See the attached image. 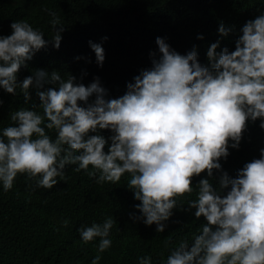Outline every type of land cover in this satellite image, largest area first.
<instances>
[{
	"label": "clouds",
	"instance_id": "1",
	"mask_svg": "<svg viewBox=\"0 0 264 264\" xmlns=\"http://www.w3.org/2000/svg\"><path fill=\"white\" fill-rule=\"evenodd\" d=\"M45 11L52 17L53 47L59 49L65 26L56 12ZM10 28L11 34H0V89L15 96L19 88L27 104L34 87L39 104L11 112L13 123L0 128L5 192L18 175L52 189L68 166L97 184H118L127 173L126 187L140 202L134 205L140 215L130 218L164 232L177 198L191 194L194 177L206 173L196 184L197 198L188 201V209L205 223L191 243L182 239L170 249L165 264H264V148L235 177L220 163L230 155L229 147L239 149L249 121L259 120L264 129V13L243 24L234 50L218 52L220 41L212 43L208 65L199 61L195 45L181 54L157 36L159 56L151 53V67L115 98L99 77L85 85L74 75L65 80L57 70L38 69L18 80L21 67L49 41L27 21H14ZM231 31L223 23L218 28L224 37ZM89 45L102 66L104 48ZM46 130H55V139ZM214 171L220 174L218 186L209 180ZM114 223L108 216L77 229L84 244L98 239L91 264H99L100 254L111 248ZM68 225V219L61 222ZM139 264H152V257H140Z\"/></svg>",
	"mask_w": 264,
	"mask_h": 264
},
{
	"label": "trees",
	"instance_id": "2",
	"mask_svg": "<svg viewBox=\"0 0 264 264\" xmlns=\"http://www.w3.org/2000/svg\"><path fill=\"white\" fill-rule=\"evenodd\" d=\"M45 9L56 12L65 26L59 49L53 47L52 17ZM261 13V0H0V34H11V23L24 20L49 41L21 67L18 80L38 69L57 70L65 80L74 75L85 85L99 77L108 96L115 98L125 93L127 83L142 69L151 67V53L159 56L157 36L181 54L195 45L199 61L208 65L206 53L212 43L220 41L218 52L223 47L234 50L243 24ZM221 23L233 28L226 37L218 32ZM200 34L203 39L197 38ZM89 41L104 48L102 66L97 64ZM30 93L26 104L19 88L15 96L0 89V128L13 123L11 112L39 104L34 87ZM35 110L42 114V109ZM259 124V120L249 121L239 149L229 147L230 155L221 158L230 177H235L245 162L259 158L264 148V129ZM46 131L55 139V130ZM102 134L107 137L111 133ZM74 168L68 166L64 178L52 189L36 187L25 175H18L7 192L0 184V264H91L98 254V239L84 244L77 229L102 223L108 216L115 221L110 232L112 246L100 254L99 264H139L144 256H151L152 264H165L170 249L182 239L191 243L205 223L203 217L195 218V209H188V201L197 198L196 184L207 178L206 173L194 177L193 192L177 198L178 207L164 232H156L155 224L146 226L142 220L130 218V214L140 215L134 207L140 202L126 187L129 174L118 184H97ZM219 175L214 171L215 178H209L214 186H218ZM64 219L69 220L67 227L61 226ZM169 237L170 244L166 243Z\"/></svg>",
	"mask_w": 264,
	"mask_h": 264
}]
</instances>
